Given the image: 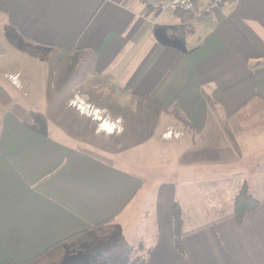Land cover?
Returning <instances> with one entry per match:
<instances>
[{"label": "crops", "instance_id": "0c3cea01", "mask_svg": "<svg viewBox=\"0 0 264 264\" xmlns=\"http://www.w3.org/2000/svg\"><path fill=\"white\" fill-rule=\"evenodd\" d=\"M263 62L264 0L205 22L136 0H0V264H133L137 249L134 264H264ZM51 67L62 139L30 112L54 99L29 93L36 80L44 98ZM242 187L257 209L220 220Z\"/></svg>", "mask_w": 264, "mask_h": 264}, {"label": "rangeland", "instance_id": "374dc122", "mask_svg": "<svg viewBox=\"0 0 264 264\" xmlns=\"http://www.w3.org/2000/svg\"><path fill=\"white\" fill-rule=\"evenodd\" d=\"M29 72L30 73L28 74V76H32L33 79H36L39 75L41 76V73H39V68L38 67H34L32 69H29ZM49 74H50L51 81L48 84V90H44L43 89L44 95H45L44 98L40 97V95H42L41 94V89H40V92H39V84L37 83L36 80L33 81V86L29 90V93L31 95H34V100L35 101H37V99H38V100H41V101L45 102V100L47 98V93H48L49 97L51 95H54V99L49 100L48 108H47V106L45 107V105H44V106L39 107V109L33 108L32 110H30V112L33 113L32 117H33V119L35 121H37L40 118L42 119L43 117L46 119L47 122H45V124H46L45 127L47 129L45 130V133L47 135H50L53 138L62 139L63 137L64 138H66V137L64 136L65 135L64 131L61 130V127H62L61 125L68 124V123L71 122V120L68 118V116L64 117V115L57 116L56 114H54L55 110H60V106H59L60 104L54 110L52 109L54 104L59 103L57 96H58V93L60 91L59 92L56 91V89H55L56 88L55 87L56 82H53L56 79V77L58 76V73L56 72L55 69H53L51 67ZM68 85H70V83H67L66 87H68ZM28 101L30 102V101H33V100L28 99ZM84 108H85V112L88 113V107L84 106ZM42 111H45V112L49 111V114L42 116L41 115ZM37 112H39L38 115L36 114ZM169 134H170V137H169ZM163 136L171 138V137L179 136V134H173L172 135V132L169 131V132L165 133ZM114 160H116V159L114 158ZM162 182L163 183L164 182L169 183L170 179L169 178H167V179L162 178ZM211 197L212 196H201V195H199L198 199H197V202H199L202 207L207 206L208 205V201L207 200H208V198H211ZM152 201H154V199L152 200V196L146 195L145 201H143V202L152 203ZM144 213L151 214V211L147 210V211H144ZM144 222L146 223L147 220L145 219ZM144 255H145L144 250H138L137 249L136 251H132L131 254L128 253L129 257L124 259V261H127V263H133V264L134 263H139V262L142 261ZM115 258H116V260H119L117 256H115ZM70 263H71V261H70Z\"/></svg>", "mask_w": 264, "mask_h": 264}, {"label": "built area", "instance_id": "2783aa9c", "mask_svg": "<svg viewBox=\"0 0 264 264\" xmlns=\"http://www.w3.org/2000/svg\"><path fill=\"white\" fill-rule=\"evenodd\" d=\"M142 3L148 12L155 15L170 14L172 16H183L197 22L211 20L214 15L225 5L231 4L234 0H136ZM75 106L76 102H72ZM76 108L81 113H86L84 106L80 103ZM100 119V118H99ZM102 130L111 133L119 132L116 124H99ZM170 137V134H169Z\"/></svg>", "mask_w": 264, "mask_h": 264}, {"label": "trees", "instance_id": "16d2710c", "mask_svg": "<svg viewBox=\"0 0 264 264\" xmlns=\"http://www.w3.org/2000/svg\"><path fill=\"white\" fill-rule=\"evenodd\" d=\"M251 67L252 68L264 67V62L253 64ZM171 113H174V112H171ZM174 115L177 119H181V118H178L176 114ZM184 123L187 124L185 121ZM223 130L225 132V135L229 139V141L233 143V138L226 125H223ZM258 205H259V202L256 199H254L251 195L248 194L245 187H242L233 200L231 213L226 216H221L220 220L228 218V217H232L238 223H241L245 219V217H247L249 214H251L253 211L257 209ZM172 217H173L174 247L177 251L181 252L182 251L181 238L183 236L182 220H181V210L177 203H175L173 206Z\"/></svg>", "mask_w": 264, "mask_h": 264}, {"label": "clouds", "instance_id": "9594fccd", "mask_svg": "<svg viewBox=\"0 0 264 264\" xmlns=\"http://www.w3.org/2000/svg\"><path fill=\"white\" fill-rule=\"evenodd\" d=\"M101 120V119H100Z\"/></svg>", "mask_w": 264, "mask_h": 264}]
</instances>
